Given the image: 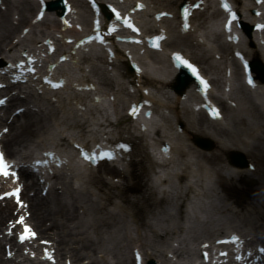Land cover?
Returning a JSON list of instances; mask_svg holds the SVG:
<instances>
[{
  "label": "bare ground",
  "instance_id": "6f19581e",
  "mask_svg": "<svg viewBox=\"0 0 264 264\" xmlns=\"http://www.w3.org/2000/svg\"><path fill=\"white\" fill-rule=\"evenodd\" d=\"M98 1L101 4L105 3V0ZM140 1L144 6L140 14L150 18L149 22L151 23V26L149 29H146L147 31L145 30V33L158 34L163 38V48L161 52H165L169 45L177 49V40L173 38L174 34H177L178 37L176 38L181 41L186 48H189L188 50H191H185L183 52L200 65L204 64L205 68L203 67V70L207 74L214 76L212 79L213 84L217 86L221 84L223 88L230 87L228 73L230 72L231 65L233 66L235 78L238 79V81L242 80V82H240L242 92L249 90L244 83L243 68L237 61V57L240 56L251 62L255 61L264 67V47L259 45L258 40L254 36L249 39L250 46L248 48L243 47L242 43L233 44L232 41L225 42L222 35L218 34L216 31L218 28L216 23L219 21L222 14L219 9L215 11L214 16L206 18L204 23L208 25L205 27L206 31L204 36L194 30V19L204 17L205 13H203V11L212 9L214 0ZM197 1H205V3L203 2L199 10L194 12V17L189 19L191 28L185 31L182 28L179 7L181 3H186L187 7H191ZM231 1L239 14H244V12L247 13V16H241V20L244 23L253 25L255 20H257V17L252 14L253 6L246 5L243 0ZM74 3L78 5L77 0H74ZM3 4L7 6V8L5 12L0 11V68L7 65L9 59L12 58L11 50L16 47L12 44L13 34L27 25L32 26V24H30L31 20L29 14L41 6L37 0H19V5L16 8L19 19L18 24L14 25L12 20V0H3ZM75 5L74 10L77 8ZM81 5L84 7V12L87 17V21L84 23L87 29L91 26L93 13L88 4L81 2ZM57 11L60 12L61 10ZM162 12H168L171 17L161 19L155 17ZM51 13L54 12L47 11L46 18ZM34 23H36L35 20ZM56 27H58L59 31L61 30V33L67 32L73 35L79 33L75 29H65V27L59 23H57ZM261 34L264 35L263 32ZM204 37L213 44H216L215 47L205 42ZM7 41H9L8 44ZM61 44L63 48L66 47L64 41ZM136 48L139 49L138 47H134V49ZM169 51L172 53V51L179 50L169 49ZM150 53L155 54L153 51H150ZM130 54V51L127 53L126 50L117 46L115 47V59L119 62L120 68L123 69L120 73V77L126 80V83L117 82L120 88L118 92L112 94H94L90 101L93 107H98V105L107 104L109 100V103L112 104L113 107L120 108L118 102L115 103L116 100H118V97H116L117 94L133 90L135 95L125 101L126 114L117 120L116 126L111 123L108 124V128L114 127L113 132L108 133L99 130L102 132L103 137L108 134L114 135V132H116L117 136L115 138L113 137L114 139L109 141V144L113 143L112 145H117L119 147L120 145H125L127 148L130 147L128 153L123 155V162L127 165V169L116 168L114 163H103L105 166L103 169L98 168V175L92 174L87 178V182H83L85 186L81 185L79 188H75L73 183L79 181L80 178L73 175L71 165H64L61 169L51 168L54 171V176L57 177V181L50 184L49 179H45V181L41 183L40 179L44 177L33 172L31 159L37 149L46 146L45 143L36 141V137L41 131L49 130L48 120L50 121L53 118L56 119L59 115L58 104L53 105V108H47L36 103L34 106L37 107L38 110H36V113H32V109L29 107L31 94L27 97H21L19 95L12 96L10 97L9 105L4 109V117H1L0 120V129L5 126H8L10 129L9 133L2 137L1 144L8 157L18 160L19 164L22 165L20 173L25 187L24 197L27 202L30 203L31 217L29 221L38 230L43 239L52 242L53 248L57 250V256L60 257V261L64 260L63 264H66L68 261H71V264H84L83 260L85 259H91V263L89 264H101L100 261L93 258V255L104 252L115 254V252L104 248V235L113 236L114 232L110 231V228L118 224L120 226L116 228V232L126 231L128 223L126 220L127 216L139 227L146 228L148 231L152 232L153 237L156 238L153 241L164 245L168 244L169 240L167 237L176 234L180 229V226L170 228L171 225L169 221L172 219V216L166 211H159L160 215L154 218L155 224L142 218L144 209L152 210L153 208L160 207L166 199L154 197L156 191L152 187L142 190L138 179L134 176V162L130 156L136 154L141 157L139 161V164H141L143 158H148V154H146L147 146L142 143V138L146 135L147 131H144V128L138 125V123H134L127 115V108L131 104L142 103L147 109L152 110V118L148 125L152 126L153 119L158 116V112L160 111L172 114L175 118L174 125L182 124V121L185 123L184 129L179 131V134L183 135L184 139H182V141H188L189 144L186 145L182 142L179 144L173 142V134L164 135L163 126L156 128V138L154 140V146L159 151L160 156L164 159H168L164 160L165 166L171 163L169 162L170 158L172 159L175 153L182 159L180 162L182 165L181 171L172 174L169 173L167 174L168 176L170 175L172 178H176L179 182H183L189 178L195 179V177H197L192 183H188L181 188L172 186L173 188L169 191L172 197L181 202L179 206V214L181 217L182 213H184L182 207L186 206V201L189 200L191 194L203 197L212 190V187L207 184V180L211 179V172L216 177L219 189L226 196H229L233 187V182L236 179L241 180L244 177H255V182L258 183L260 187L264 186V83H262L260 79H256L255 88L260 90L261 95L258 99H263V102L260 101V103H258L255 101L254 97L245 94L243 97L244 101L237 102L235 100L234 91H231L228 97V101L235 103L236 108L233 110L234 116L232 118V123L234 128H237V131L230 132L228 129L219 126L220 121H210L209 128L203 129L202 126H200L201 123H194L192 121L190 123V121H185L181 116L182 111L185 115L192 114L194 108H197L201 101V98L197 94L196 85L192 82L188 88L189 90L187 89L184 91L182 95L175 93L173 91V86L176 81L175 79L172 80L171 77L176 71L171 66L169 69L167 68L169 74L166 76V69L152 72V68L149 65L142 64V62L138 60L143 66V72H129L127 67L130 63L128 58ZM104 59L107 64H110L108 57ZM214 59H220V61H214ZM74 64L76 66L77 61H74ZM104 82L106 85H110L114 81L110 78H105ZM80 85L91 86L94 88L93 90H95V84L87 79L83 80ZM35 90H39V88ZM150 90H154L158 93L162 91H172L174 96L172 101L163 102ZM8 94H10V91L5 90L4 95L8 96ZM83 94L89 95L88 93ZM127 94H129V92ZM213 98H215L216 102L221 104V106L223 105L222 109L228 108L222 103L223 99L214 96ZM94 99H98L99 102L96 103ZM79 100H75V105L82 112V117L69 114L63 118L64 120L59 121V123L57 120L54 121L53 128L59 126V124H63L66 130H79V132L83 134L86 132L85 127L90 125L86 126L89 121L85 119L84 116L83 107H85V104H82ZM183 101H186V104L181 107L182 110L180 111L179 106ZM14 105L16 107L10 112L11 107ZM20 108L25 109L24 114L21 116L25 119L24 122H20V116H16L11 120L12 113ZM100 115L104 118L103 113L100 112ZM162 118L165 123H167L166 115L163 114ZM105 122H108V119H106ZM96 125L99 126V129L104 126L103 124ZM254 126L255 128H253ZM211 129L213 130L212 133L209 131ZM91 131L92 130H89V132ZM83 134H81L80 139H78L77 136L72 135L70 137L68 134L65 135L62 133L60 140L63 142L62 144L70 143L71 147H73L74 144H82L84 146L86 143ZM243 134L247 135L252 140L248 142L242 139L241 135ZM219 136H226L228 144L218 138ZM202 138L211 141L216 147L215 151L205 152L199 150L194 141ZM95 142L94 140L92 143L94 144ZM162 148H167L169 152L164 155L161 152ZM191 150L196 151L201 161H204L211 167L210 171H204L203 165H201L200 162H192L188 159ZM235 154H241L244 157L251 158L255 165L254 171L249 172L248 170L235 166L234 163L229 160V158ZM73 160L74 159L70 160V164L73 163ZM221 162L223 165H221ZM195 164L197 173H195L193 169ZM91 170H93V168H91ZM225 171L227 174L224 173ZM233 173H235V175ZM105 177L109 182L105 180ZM29 180L30 183H28ZM162 183V186L168 183L171 184V178H164ZM92 187L98 191L97 194L91 190ZM103 187H107L109 191L103 192V196H101L99 193L103 191ZM45 189H47V195L44 197L42 192ZM111 189H115L116 193L112 192ZM137 191L140 192V195L135 197L134 200H130L127 197L128 192ZM31 192H34L33 195H30ZM115 196L119 199V203L114 204V209L101 212L102 201L105 202L104 204H110L113 202ZM223 208L226 212L232 211L227 205ZM15 210L16 206L11 201L5 200L0 203V234L3 233L2 228L6 224V219L12 216ZM250 211H248L249 214L247 213L240 218L241 223L247 227V232L242 233L236 231V229L234 231L243 237H248L252 234L253 237L256 238V241L260 240L264 242V202L259 203L258 206L252 207ZM169 218L171 219L169 220ZM226 228L228 227L208 230L201 237H204L205 241L213 242L216 236L222 234ZM89 230H92V236ZM6 240L7 244L12 242V238ZM181 243L182 242H180L179 245ZM203 243L204 242H201L199 246ZM2 246L4 247V252L1 249ZM136 247L143 251L145 263L148 261H155L157 264H175L170 262L167 258V253L163 249L151 246L146 241H140V246ZM133 249L134 248H132V251ZM13 251L15 254L20 253L15 243H13ZM180 251V248L171 249V252L178 260H185L183 252ZM89 254L92 255L89 256ZM5 255V244H3V238L0 235V264H18L14 259H6ZM102 261L104 262L103 264H108L104 255L102 256ZM117 264H135V261L133 259L130 261V258L123 257L120 258Z\"/></svg>",
  "mask_w": 264,
  "mask_h": 264
},
{
  "label": "rangeland",
  "instance_id": "374dc122",
  "mask_svg": "<svg viewBox=\"0 0 264 264\" xmlns=\"http://www.w3.org/2000/svg\"><path fill=\"white\" fill-rule=\"evenodd\" d=\"M77 1L81 2L83 0H77ZM12 5H13V8H12L13 20L16 21V16H17L16 8L19 5V0H12ZM2 8H1L2 10L0 11L4 12L5 6L3 5ZM82 11H83V8H82ZM32 14H30L29 16L32 17ZM211 16H214L213 9L209 13H207L202 19L195 22L196 27H200V28H203L204 26L206 27L207 23H205L204 25V22L206 18L211 17ZM204 30L205 28L203 29V32ZM44 32H46L45 26L38 27L36 29V33L34 32L31 35L27 36V38L20 43L21 46H18V48L22 46L32 47L34 42L40 41L39 40L40 36ZM20 33H21L20 29L17 30L12 36L13 39L17 40L19 38ZM176 40H177L176 43H178V46L176 47L177 49L191 51V50H188V48H186L181 43V41H179L178 39ZM8 42L9 41H7V44ZM169 48L174 49L173 46H169ZM12 53L14 54L15 52H12ZM148 61H152L153 63L156 62L157 64L160 65V67L164 69H166V67H168V64H169L168 59L166 57H163L162 55H154V54L149 55ZM116 65H118V63ZM93 68H94V71H92ZM86 69L87 70L84 73H80V72L77 73V79L78 80H82L83 78L93 79L99 83V89L102 92H109L108 89L110 88L108 87L107 89L106 85L102 84V81H103L102 78L105 77V75L110 76V74L108 73L109 70L107 66L105 67V64H103L102 61H95L92 64H90V67H87ZM239 85H240L239 82L236 83L237 87H236L235 93H236L237 98L241 99V102L244 101L243 100L244 94L251 95L252 97L255 98V92H250V91L242 92V89H239ZM114 88H117V86L114 85ZM57 98L60 101L59 103L60 109L58 110L61 116L60 117L61 120H64L63 118L69 114L74 115L75 111L73 110V107H74V100H72L73 96L71 97L70 93L68 92V93H63L61 95H58ZM159 98H162L163 101L167 102L171 100V95L169 92L164 91L160 94ZM228 105L230 106V104ZM181 106L179 108H181ZM90 110L91 111L88 112V114L86 115L87 119L89 120L86 126L88 125L90 126L85 128L86 130H89L92 127H94L95 126L94 124L96 122L103 123V124L105 123L104 119H101V116L99 115L98 111L93 110V108ZM122 114L123 112L120 109H118L116 110L115 113L112 114L111 119L116 120V118L120 117ZM168 115H169V118H168V124H166V128L171 129L170 124H172L173 122V116L170 114ZM233 116H234L233 110H226L225 111L226 120L224 121V123H222L223 124L222 126L228 127V129H233V125L231 121ZM182 117L184 118V120L200 122L201 123L200 125L202 126L203 129L207 127L206 118L202 114H194V115L183 114ZM24 120L25 119L22 118L20 122H24ZM48 122H49V130L41 131L39 135L36 137V141H40L43 143L59 141L58 138L56 139L57 130L53 128L54 120H50V121L48 120ZM184 127H185V123L180 125V128H184ZM253 128H255V126ZM78 131L79 130H72L71 133L76 134L78 133ZM234 131H237V128H234ZM241 137L242 139L248 142L252 140L250 137H248L245 134L241 135ZM87 138H92V137L87 136ZM218 138H220L223 142L228 144L226 136H219ZM213 150H215V146L210 151H213ZM190 152L191 153L189 155V158L192 161L200 162V164L203 165V167H205V170L207 171L211 169V167L208 166L204 161H201V159L198 157L199 154L197 152L193 150H191ZM132 159L135 160V162H137L139 157L138 155H134ZM175 159L177 160V155L175 156ZM247 160L249 164H252L253 161L251 158H247ZM144 162H145L143 163L144 169L141 168L139 164H136L134 168V174L137 177L139 181V185L142 187V190H145L149 187L151 188V181L149 180V175L151 173V169H153V167L150 166L149 161L144 160ZM221 165L223 164L221 163ZM178 168L173 167V165L171 164L166 169V173L171 172L173 169L179 170ZM243 169L247 170L249 168L247 167ZM224 173L227 174L226 171ZM211 174L212 175H211V180H210V186L212 187V190H210V192H208L207 195L200 197L199 200H197V197H195V195L192 194L190 199L186 202V207H182V210L184 212L182 213V217L179 214V206L181 205V202L177 201L176 198L172 197L168 192L165 194L155 193L154 197L158 199H166V201L162 203L160 207L153 208L152 210L144 209V212L142 213L143 215L142 218H144L147 221H151L153 224H155L154 218L160 215L159 211H166L168 212L169 215L172 216V219L169 218V220L171 219L169 221V224L171 225L170 228L175 227V226H178V227L180 226V229L177 231L176 234H172L170 237H167V239L169 240L168 244L164 245L162 243L153 241L156 238L153 237L152 232L148 231L146 228L139 227L136 223L132 222L131 219L127 216L126 220L128 223H127L126 231L123 230V231L116 232L117 231L116 228L120 226L118 224L117 226L110 228V231L114 232L113 236L104 235V238H105L104 248L115 252V254L113 253L106 254L104 252L98 255H93V258L100 261L101 264L104 263L102 261L103 254L106 255L110 264H117L120 258H123V257L130 258V261H131L132 259L131 249L136 244L140 245V241H146L149 245L155 246L157 248H161L163 250L165 249L167 250V252H169L170 250L168 249L167 246L172 243L174 246L180 248L181 250L180 252H183V253L189 252L190 254H193L196 256L197 254L196 253V249H197L196 240L199 237L203 236L208 230H214L217 228H224V227H233L240 231L247 232V227L241 223L240 218L246 215L248 211L251 210L252 207L258 206L259 203L264 202V186L260 187V185L255 182V179H256L255 177L253 178L244 177L241 180L236 179L233 182V187L230 191L229 196H226L219 189L215 175L212 172ZM233 174L235 175V173ZM188 182L189 181L186 180L182 183H179L176 179L173 180V183L177 187L185 186ZM91 189L93 192L98 193V191L95 188L92 187ZM167 189L169 190V187ZM108 191L109 190L107 189V187H103V191L99 194L103 196V192H108ZM111 191L116 193L115 189H111ZM139 195H140L139 191L127 193V197L130 200H134L135 197ZM104 203L105 202L102 201L101 212L114 209V204H118L119 199L115 196L113 198L112 203L110 204L108 203L104 204ZM225 205H227L228 207L232 209V211H229L230 213L226 212V210L223 208ZM164 224L167 225L166 223ZM155 227L159 228L158 226H155ZM89 233L91 236L93 235L92 230H89ZM250 238H252V236H250ZM180 241L182 243L181 245H178ZM89 255H92V254H89ZM172 255H173L172 253L169 254V256H172ZM84 261L85 263L90 262L89 259H86Z\"/></svg>",
  "mask_w": 264,
  "mask_h": 264
},
{
  "label": "snow or ice",
  "instance_id": "6c2138e0",
  "mask_svg": "<svg viewBox=\"0 0 264 264\" xmlns=\"http://www.w3.org/2000/svg\"><path fill=\"white\" fill-rule=\"evenodd\" d=\"M197 7H199V5H197ZM225 9H227L230 13H231V18L229 20V27L231 25V22L234 21L237 17H236V14L235 12H232L231 9L229 8V5L228 4H225L224 5ZM184 15H185V18L187 19V17L189 16V10L188 9H185V12H184ZM117 19H120V15L119 13H117ZM124 23L129 27V28H133V25L131 24V22H129L127 19L124 20ZM187 27V25H186ZM261 27H264V26H261ZM135 31V29H133ZM111 31H115V29H111ZM97 39H99V37H97ZM178 60H182L181 57H177ZM182 62L189 68L192 69V72L194 75H197V70L196 68H194L188 61L186 60H182ZM197 78L200 79V77L197 75ZM201 84H205L206 85V82L201 79L200 80ZM133 113L136 112V109L133 108L132 109ZM218 114V113H217ZM77 147H79L77 145ZM121 148H125L126 146L125 145H120ZM45 155H50L48 153H46ZM84 155V158L86 160H92V161H95L96 157L95 155H88V154H83ZM104 158H108V159H111L112 158V154L111 153H108V152H104V153H101L100 154V159H104ZM39 163V162H38ZM10 169V166L6 164L5 162V158H4V154L3 153H0V175H3L4 177H8V176H12V177H16V173L15 172H12L9 170ZM19 191V190H17ZM21 223H23V221L21 220ZM25 231L27 232L28 229L26 228ZM30 235L34 236L35 234L34 233H30ZM25 235H21L20 236V239L21 241H23L25 239ZM237 238H233V240H235ZM262 251H264V249H262ZM137 258L139 259V254H137Z\"/></svg>",
  "mask_w": 264,
  "mask_h": 264
},
{
  "label": "water",
  "instance_id": "95a60500",
  "mask_svg": "<svg viewBox=\"0 0 264 264\" xmlns=\"http://www.w3.org/2000/svg\"><path fill=\"white\" fill-rule=\"evenodd\" d=\"M253 68H254L255 70H258L257 67H256V65H254ZM239 163H240L241 165H244V164H245V162L243 161V159H240V160H239Z\"/></svg>",
  "mask_w": 264,
  "mask_h": 264
}]
</instances>
